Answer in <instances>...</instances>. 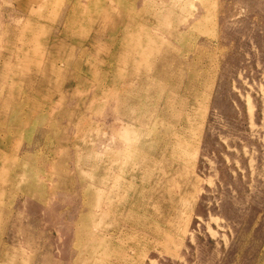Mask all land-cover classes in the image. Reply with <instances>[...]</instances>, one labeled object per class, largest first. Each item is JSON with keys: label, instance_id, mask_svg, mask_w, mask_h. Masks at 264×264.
I'll list each match as a JSON object with an SVG mask.
<instances>
[{"label": "rangeland", "instance_id": "rangeland-1", "mask_svg": "<svg viewBox=\"0 0 264 264\" xmlns=\"http://www.w3.org/2000/svg\"><path fill=\"white\" fill-rule=\"evenodd\" d=\"M0 264H264V0H0Z\"/></svg>", "mask_w": 264, "mask_h": 264}]
</instances>
